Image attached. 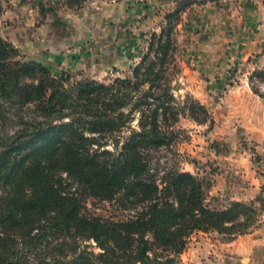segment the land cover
Masks as SVG:
<instances>
[{
    "label": "trees",
    "instance_id": "obj_1",
    "mask_svg": "<svg viewBox=\"0 0 264 264\" xmlns=\"http://www.w3.org/2000/svg\"><path fill=\"white\" fill-rule=\"evenodd\" d=\"M189 5L178 1L131 77L109 85L69 84L68 74L56 78L45 65L23 61L0 37V264H179L193 233L232 240L257 223L261 197L259 209L233 202L213 210L192 174L170 172L161 185L150 174V154L171 144L180 112L198 125L209 121L203 105L186 99L178 107L172 95L174 31ZM249 85L264 100V69L251 74ZM109 141L114 152L101 151ZM86 198L117 199L135 217L86 216ZM90 241L99 253L82 246ZM41 248L50 251L48 262L31 259Z\"/></svg>",
    "mask_w": 264,
    "mask_h": 264
},
{
    "label": "rangeland",
    "instance_id": "obj_2",
    "mask_svg": "<svg viewBox=\"0 0 264 264\" xmlns=\"http://www.w3.org/2000/svg\"><path fill=\"white\" fill-rule=\"evenodd\" d=\"M178 1L182 0H83L80 6L71 7L68 0H0V37L18 49L25 62L61 54L78 56L82 62L68 75L69 84L94 81L109 85L131 77L147 52L151 35L160 32L165 15ZM190 1L174 31L178 73L172 79V95L178 107H183L186 99L203 105L209 121L198 125L186 110L180 112L178 122L169 130L175 133L171 144L150 154V174L157 185L170 172L192 174L202 185L206 205L213 210H225L233 202L254 203L259 209L256 199L264 200V100L252 93L248 81V86L245 84L244 68L222 60L204 64L203 50L196 48L204 45V49L227 56L230 43L226 38L234 27L222 23L227 5L242 8L256 0ZM222 29H227L226 33ZM49 69L59 78L60 66ZM131 128H137V116ZM128 135V130L123 131L120 142ZM100 150L114 152L111 141ZM82 213L118 222L135 217L136 211L127 210L117 199L86 198ZM249 237L256 246H233L238 239ZM196 241L204 244L201 248L217 249L220 256L208 252L202 258L200 251L191 264H264V208L244 235L229 240L216 232H195L187 239L185 250ZM84 245L100 252L91 241ZM239 247L243 249L237 250ZM183 252L178 263H190L181 259ZM49 254L48 248H41L31 259L48 262Z\"/></svg>",
    "mask_w": 264,
    "mask_h": 264
},
{
    "label": "crops",
    "instance_id": "obj_3",
    "mask_svg": "<svg viewBox=\"0 0 264 264\" xmlns=\"http://www.w3.org/2000/svg\"><path fill=\"white\" fill-rule=\"evenodd\" d=\"M236 6V4H228L225 9V13L223 14L224 18L222 23L234 25L233 33L228 34V37L226 38V40L230 43L229 47L227 48L229 49L228 55L221 57L220 52L217 51L214 53L213 51L215 50L212 51V49H204L207 48V46L204 45H198L196 48L203 50L202 61L204 64H208L210 62L215 63L218 60H222L226 62V64L231 63V65H235L238 69L244 68L247 71L245 74V84L248 86L247 81L249 82V77L251 74L255 70L264 68V0H256L255 3L243 5L242 8H237ZM221 27H224V25H221ZM224 28H226V25ZM225 31H227V29H222L223 33ZM222 48L224 49V46H222ZM67 53L70 54L69 51ZM46 58V60L34 58L32 61L41 63L48 68H52L54 65L60 66L62 72L60 73L59 77L64 73L68 75L74 74V70L82 62L78 56L71 57L67 54L54 55L52 57L47 56ZM65 69H70L71 71H66ZM249 74L250 76L247 77L246 75ZM190 240H193V238ZM250 240H252V237H249L246 240L238 239V241H236L233 246H237V244L240 245V243H245L244 248L248 249L257 245L256 242H254L252 245L249 242ZM203 245L204 244L198 241L191 242L188 246V249H186L181 255L183 262L186 258V260L190 262L188 264H191V262H193V258H195L200 251L202 258L208 256V252H212L216 258L220 256L217 252V249H210L209 251L207 248H201ZM241 249L243 248L239 247L237 250L240 251ZM212 259L215 260V258ZM207 264L213 263L209 262ZM217 264L221 263L217 262Z\"/></svg>",
    "mask_w": 264,
    "mask_h": 264
}]
</instances>
